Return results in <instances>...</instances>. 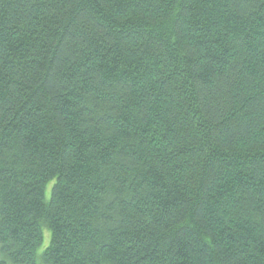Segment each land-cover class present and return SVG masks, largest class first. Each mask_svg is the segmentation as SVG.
<instances>
[{
	"label": "trees",
	"instance_id": "trees-1",
	"mask_svg": "<svg viewBox=\"0 0 264 264\" xmlns=\"http://www.w3.org/2000/svg\"><path fill=\"white\" fill-rule=\"evenodd\" d=\"M0 264H264V0H0Z\"/></svg>",
	"mask_w": 264,
	"mask_h": 264
},
{
	"label": "rangeland",
	"instance_id": "rangeland-1",
	"mask_svg": "<svg viewBox=\"0 0 264 264\" xmlns=\"http://www.w3.org/2000/svg\"><path fill=\"white\" fill-rule=\"evenodd\" d=\"M52 186H53V184H51V185L48 187L47 191H46V198H47V200H49L50 197H51V189H52ZM50 241H51L50 233H49L48 231H45V235H44V243H43L42 247L39 249V252H38L39 254H42L43 251H44V249L47 248V247L49 246Z\"/></svg>",
	"mask_w": 264,
	"mask_h": 264
}]
</instances>
